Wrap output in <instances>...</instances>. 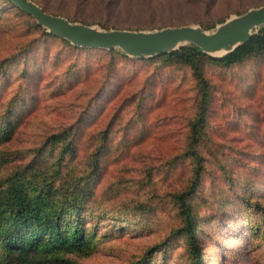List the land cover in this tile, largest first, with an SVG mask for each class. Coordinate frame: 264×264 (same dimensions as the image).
<instances>
[{
	"label": "rangeland",
	"instance_id": "rangeland-1",
	"mask_svg": "<svg viewBox=\"0 0 264 264\" xmlns=\"http://www.w3.org/2000/svg\"><path fill=\"white\" fill-rule=\"evenodd\" d=\"M38 1L72 21L136 30L203 23L213 24L207 28L212 30L230 16L264 4V0ZM3 8L0 65L19 50L38 65L27 75L20 73L21 63L0 75V114L23 110L27 105L17 102L18 97L28 102L12 138L1 147L17 158L4 163L0 177L25 166L51 134L68 128L74 130L77 153L66 158L67 166L86 174L95 143L108 132L103 144L109 152L101 157L102 169L94 178L85 211L90 216L87 225L101 239L90 255L75 258L80 264H129L152 245L168 241L173 244L166 260L159 250L151 262L191 264L183 240L170 237L182 224L172 195L187 186L193 171L191 158H178L187 147L197 111L190 71L159 69L142 60L152 57H131L116 48L125 56L69 47L45 35L44 27L36 21L42 29L33 25V17L0 2ZM206 72L212 104L208 140L201 149L204 170L193 199L202 229L199 242L208 264H264V244L246 237L248 215L261 214L246 211L241 199L249 196L264 206V58L232 70L210 66ZM140 208L145 213L138 216H145L142 220L134 215Z\"/></svg>",
	"mask_w": 264,
	"mask_h": 264
},
{
	"label": "trees",
	"instance_id": "trees-1",
	"mask_svg": "<svg viewBox=\"0 0 264 264\" xmlns=\"http://www.w3.org/2000/svg\"><path fill=\"white\" fill-rule=\"evenodd\" d=\"M34 1L46 9L43 2ZM0 2H3L7 9H16L17 12L33 19L11 0H0ZM4 10L5 8L0 9V14ZM33 25L42 29L35 20ZM202 26L207 29L213 24L203 23ZM43 29L45 35L69 47L79 50H104L74 46L69 41ZM106 50L111 51L113 55L125 56L114 49ZM23 53L19 50L6 58L0 65V75L6 76V72L12 66L16 68L20 63L22 75H27L28 70L36 69L34 65H38L37 60L30 62L28 56ZM263 58L264 26L254 33L248 42L225 56H212L195 45L187 44L172 52L142 59L147 63L155 64L159 69L169 68L178 72L189 70L195 81L198 94L196 116L191 122L187 147L183 154L178 156V158L184 156L191 158L193 171L187 186L172 195L182 224L173 229L170 236L171 241L183 240L187 246L188 260L191 264H208L207 252L202 250L199 242L198 235L202 229L199 228V217L195 213L193 202L204 170V156L201 149L208 140L207 127L212 104V84L206 69L214 66L232 70L250 60L259 61ZM67 78L65 79L69 80ZM141 99L143 101L144 97ZM16 101L19 103L24 101V105L27 106H23L21 111L14 110L8 114H0V168L16 157L14 152L1 147L10 141L19 124L18 116L28 108L26 99L18 97ZM13 105L15 102L9 103V106ZM9 110L7 108L5 112ZM107 133L105 132L103 137L99 138V143H95L96 148L94 152H91L89 161L91 169L86 174L77 173L73 167L67 166L66 158L73 159L77 153L74 130L68 128L51 134L45 141L44 147L35 153V158L25 166L19 167L21 169L17 168L12 174L0 177V264H80L75 256L91 254L101 238L87 225L90 216L86 215L85 211L88 208L87 200L93 193L94 178L102 169L101 157L109 152V146L103 144ZM241 199L247 208L246 211L254 209L261 214L259 218H250L248 215L246 237L250 240L255 238L264 244V206L256 200L250 201L249 196H242ZM144 214L140 208L134 215L138 217ZM144 217L138 218L142 220ZM172 244L168 241L156 243L147 248L139 259L129 264H153L151 257L160 250L165 258L167 249Z\"/></svg>",
	"mask_w": 264,
	"mask_h": 264
},
{
	"label": "water",
	"instance_id": "water-1",
	"mask_svg": "<svg viewBox=\"0 0 264 264\" xmlns=\"http://www.w3.org/2000/svg\"><path fill=\"white\" fill-rule=\"evenodd\" d=\"M36 23L71 44L86 48L119 49L131 57H156L192 44L212 56H225L248 42L264 26V4L251 7L207 30L201 25H170L157 29L102 28L72 21L47 11L34 0H11Z\"/></svg>",
	"mask_w": 264,
	"mask_h": 264
}]
</instances>
